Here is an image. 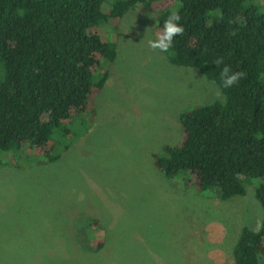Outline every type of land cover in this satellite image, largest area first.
I'll return each mask as SVG.
<instances>
[{
    "label": "rangeland",
    "instance_id": "obj_1",
    "mask_svg": "<svg viewBox=\"0 0 264 264\" xmlns=\"http://www.w3.org/2000/svg\"><path fill=\"white\" fill-rule=\"evenodd\" d=\"M155 24L140 6L103 29L117 58L95 112L71 119L58 161L0 151V264H235L241 230L261 227L258 179L222 200L156 168L153 155L182 142L181 114L225 96L147 46Z\"/></svg>",
    "mask_w": 264,
    "mask_h": 264
},
{
    "label": "trees",
    "instance_id": "obj_2",
    "mask_svg": "<svg viewBox=\"0 0 264 264\" xmlns=\"http://www.w3.org/2000/svg\"><path fill=\"white\" fill-rule=\"evenodd\" d=\"M140 6L155 14L157 33L171 12L180 14L184 34L164 54L225 96L181 114L182 142L154 154L156 168L222 200L244 196L246 179L256 178L264 209V0H0V151L53 163L69 150L67 126L95 112L117 58L103 29L117 30ZM220 57L247 73L237 86L223 87ZM96 243L98 251L103 241ZM260 256L264 220L257 231L243 228L233 249L235 264H260Z\"/></svg>",
    "mask_w": 264,
    "mask_h": 264
},
{
    "label": "clouds",
    "instance_id": "obj_3",
    "mask_svg": "<svg viewBox=\"0 0 264 264\" xmlns=\"http://www.w3.org/2000/svg\"><path fill=\"white\" fill-rule=\"evenodd\" d=\"M181 16L177 11L171 12L165 19L161 31L156 35L155 39H149L147 46L153 50H158L161 53H168L173 46L174 38L184 34V27L180 23ZM214 64L221 68L220 75L224 88L237 86L242 79L247 77V73L243 71H233L230 66L224 64L223 58H217ZM258 259H264L260 257Z\"/></svg>",
    "mask_w": 264,
    "mask_h": 264
}]
</instances>
